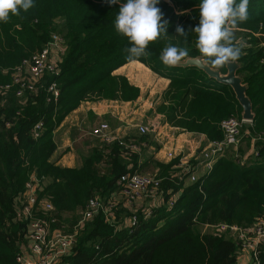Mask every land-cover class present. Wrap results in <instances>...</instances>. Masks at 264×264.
I'll return each instance as SVG.
<instances>
[{
	"label": "trees",
	"instance_id": "16d2710c",
	"mask_svg": "<svg viewBox=\"0 0 264 264\" xmlns=\"http://www.w3.org/2000/svg\"><path fill=\"white\" fill-rule=\"evenodd\" d=\"M126 2L34 0L35 7L28 12L10 14L7 23L0 22V264H22L16 257L26 239L27 218L19 212V203L30 175L40 184L36 195L51 202L56 227L66 218L63 213L75 212L86 197L107 199L118 192L117 179L123 172L152 166V175L159 179L155 190L143 194L155 193L154 205L131 201L111 208L107 219L98 210L82 220L73 245L62 256L65 264H237V244L231 237L200 232L197 227L224 222L247 228L256 216H264V0H250L249 18L235 33V43L243 46L235 73L245 84L252 111V118L241 124V131H247L240 137L237 154L225 149L194 181L185 180L187 172L176 165L177 158L159 162L148 155L138 160L139 152L128 144L141 145L146 134L99 141L81 154L78 167L49 159L55 148V123L79 100L137 93L136 87L110 75L129 60L125 50L131 44L114 23L120 4ZM200 3L160 0L158 7L169 22L167 35L150 43L148 55L137 60L168 78L155 108L168 123L218 138L221 118L241 116L232 88L195 65L168 67L160 59L168 45L185 47L189 57H200L197 35L191 30L198 25ZM178 25L187 31L186 37L176 35ZM53 33L64 40L56 70L43 72L34 89L20 96L13 84L4 88L12 67L39 50ZM216 70L224 73L226 67ZM52 82L58 90L55 98L47 90ZM36 122L40 130L32 136ZM251 135L256 153L241 161Z\"/></svg>",
	"mask_w": 264,
	"mask_h": 264
},
{
	"label": "built area",
	"instance_id": "2783aa9c",
	"mask_svg": "<svg viewBox=\"0 0 264 264\" xmlns=\"http://www.w3.org/2000/svg\"><path fill=\"white\" fill-rule=\"evenodd\" d=\"M62 38L59 34L53 33L44 45L29 56L21 59L19 63L12 67V77L10 83H5L4 88L14 85V93L20 96L25 91H31L40 75L45 71H55L56 60L51 57L52 53L59 55L62 51ZM264 52V50H262ZM48 93L52 98L58 94L55 83L52 82L47 87ZM249 121L235 115H227L218 122L221 136L218 138H208L206 146L201 150V158L198 160L203 167L200 175L211 169L216 158L227 148H232L237 154V145L242 135V122ZM40 123L36 122L32 127V136H37L40 130ZM140 132H144V127L138 126ZM90 132L98 136L101 141H111L121 139L114 136L108 129L105 121H100L94 125ZM143 143V142H142ZM132 149L137 148V144H128ZM253 146V145H252ZM253 153H256L253 147ZM251 152V153H252ZM170 156L171 153H168ZM241 161L246 159L245 155L240 156ZM177 165L183 168L186 173V181H194L198 176L194 171V164L183 156L177 159ZM119 191L123 199L128 203L134 201L147 191L155 190L159 184V179L147 172L126 171L118 176ZM38 180L30 175L24 182L19 203V212L27 218L26 239L21 245V252L16 259L22 264H65L62 256L67 254L74 243V233L64 232L59 227L53 225L55 221L51 214L52 204L43 195L37 196L39 187ZM113 194L110 195V197ZM170 203V199L167 200ZM111 201L104 202L99 196H88L83 200L81 206L80 221L91 217L98 210L103 211L105 219L111 212ZM111 207V208H110ZM49 211L47 215H38L37 210ZM129 222H134V216L129 218ZM207 225V224H204ZM213 225V226H211ZM213 227V233L221 235L234 232L232 239L237 244L239 256L244 254L248 264H264V216L258 215L254 218L251 225L247 228L238 226L234 223L228 224L218 222L209 224ZM226 232V233H225Z\"/></svg>",
	"mask_w": 264,
	"mask_h": 264
},
{
	"label": "crops",
	"instance_id": "0c3cea01",
	"mask_svg": "<svg viewBox=\"0 0 264 264\" xmlns=\"http://www.w3.org/2000/svg\"><path fill=\"white\" fill-rule=\"evenodd\" d=\"M62 41L64 48V40ZM63 48L59 55L51 54L56 62L61 58ZM110 75L136 87V95L122 97L115 93L111 96L79 100L55 123L52 129L55 148L49 159L60 166L78 167L81 164V154L101 141L98 136L90 132V129L98 122L105 121L109 131L116 137L125 136L130 139L146 134V141L135 149L139 152L138 160L150 155L156 161L167 162L172 158L178 159L179 156H183L195 165L194 171L199 176L203 167L199 165L198 160L202 156L201 150L206 146L208 137L202 132L186 130L168 123L164 115L155 109L161 100L168 78L152 71L137 59L118 65L110 71ZM138 126L144 127V132H140ZM246 131V129L242 130V134ZM254 138L255 136L251 135L249 143L242 149L241 155H245L246 158L253 150ZM168 153L171 155L169 156ZM119 199L118 206L123 207L128 204L122 196ZM155 202L154 195H146V197L141 195L134 199L133 205L147 206L149 203L154 205ZM207 227L204 224L199 225V231L211 232L212 229ZM216 234L221 235V233ZM223 235L235 239L234 232ZM236 262L248 264L244 254L240 256L238 254Z\"/></svg>",
	"mask_w": 264,
	"mask_h": 264
},
{
	"label": "clouds",
	"instance_id": "9594fccd",
	"mask_svg": "<svg viewBox=\"0 0 264 264\" xmlns=\"http://www.w3.org/2000/svg\"><path fill=\"white\" fill-rule=\"evenodd\" d=\"M108 4H119L120 0H106ZM160 0H127L120 4L115 17L116 31L127 37L130 48L127 59L134 60L147 56L148 46L164 37L168 21L158 7ZM250 0H201L199 22L191 29L196 33V48L203 63L213 69H221L237 62L243 55L242 45L235 43L238 26L249 18ZM34 0H0V22L7 23L21 11L34 8ZM176 35L186 37L187 31L177 26ZM189 58L185 47L168 45L160 59L168 67H177Z\"/></svg>",
	"mask_w": 264,
	"mask_h": 264
},
{
	"label": "water",
	"instance_id": "95a60500",
	"mask_svg": "<svg viewBox=\"0 0 264 264\" xmlns=\"http://www.w3.org/2000/svg\"><path fill=\"white\" fill-rule=\"evenodd\" d=\"M181 65H195L201 68L208 76L228 84L232 88L234 96L241 106V117L245 120H250L252 118L250 100L244 92L245 84L241 82L240 77L235 73L238 66L237 62L227 66L224 73H219L217 70L205 65L200 57H189L186 62Z\"/></svg>",
	"mask_w": 264,
	"mask_h": 264
},
{
	"label": "rangeland",
	"instance_id": "374dc122",
	"mask_svg": "<svg viewBox=\"0 0 264 264\" xmlns=\"http://www.w3.org/2000/svg\"><path fill=\"white\" fill-rule=\"evenodd\" d=\"M9 70V69H8ZM152 166H150L146 171H142V172H147V173H150V174H153V170H152V168H151ZM154 195H156L155 193H153ZM120 196H121V194L120 193H118V192H116V193H114L111 197H109V198H107V199H104L102 196H100L101 197V199L103 200V201H105V202H108V201H111V207L114 209V210H116L117 209V206H118V204L120 203ZM146 197V196H145ZM82 206V205H81ZM110 207V208H111ZM41 211H43L42 209L41 210H37V213L38 214H40L41 213ZM64 214V216L66 217L65 219L63 218V219H61L62 221H60V223H59V225H60V229L62 230V231H64V232H71V233H74V236L76 235V230H77V226H78V224L81 222L80 221V217H81V207H78L77 209H76V211L75 212H72V213H70V212H65V213H63ZM236 225H238V224H236ZM211 226H213V225H211ZM238 226H243V225H238ZM245 226H247V225H245ZM250 226V225H249ZM249 226H247V227H249ZM197 228H199V227H197ZM208 229H212L211 230V232H213V230L215 231V229L213 228V227H210V226H208L207 227ZM195 229H196V227H195ZM199 230V229H198ZM244 257H245V255H244ZM246 260H247V257H246Z\"/></svg>",
	"mask_w": 264,
	"mask_h": 264
}]
</instances>
